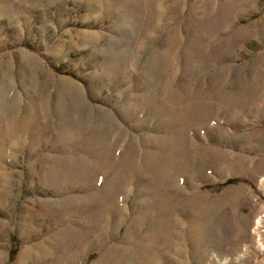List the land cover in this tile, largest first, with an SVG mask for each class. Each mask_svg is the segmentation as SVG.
I'll use <instances>...</instances> for the list:
<instances>
[{
    "label": "rangeland",
    "instance_id": "1",
    "mask_svg": "<svg viewBox=\"0 0 264 264\" xmlns=\"http://www.w3.org/2000/svg\"><path fill=\"white\" fill-rule=\"evenodd\" d=\"M246 254L264 263V0H0V264Z\"/></svg>",
    "mask_w": 264,
    "mask_h": 264
},
{
    "label": "bare ground",
    "instance_id": "2",
    "mask_svg": "<svg viewBox=\"0 0 264 264\" xmlns=\"http://www.w3.org/2000/svg\"><path fill=\"white\" fill-rule=\"evenodd\" d=\"M248 256L247 254L244 255L241 259H239L238 261H233V264H253L251 260H248ZM220 259V258H219ZM250 259V258H249ZM225 261V260H224ZM229 263V262H228ZM231 263V262H230ZM219 264H223V263H219ZM264 264V263H261Z\"/></svg>",
    "mask_w": 264,
    "mask_h": 264
}]
</instances>
